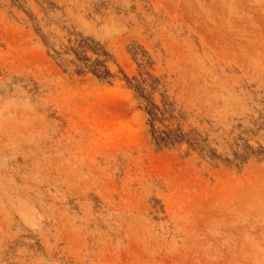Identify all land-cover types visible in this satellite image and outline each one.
Wrapping results in <instances>:
<instances>
[{
	"label": "rangeland",
	"instance_id": "1",
	"mask_svg": "<svg viewBox=\"0 0 264 264\" xmlns=\"http://www.w3.org/2000/svg\"><path fill=\"white\" fill-rule=\"evenodd\" d=\"M0 264H264V0H0Z\"/></svg>",
	"mask_w": 264,
	"mask_h": 264
},
{
	"label": "trees",
	"instance_id": "2",
	"mask_svg": "<svg viewBox=\"0 0 264 264\" xmlns=\"http://www.w3.org/2000/svg\"><path fill=\"white\" fill-rule=\"evenodd\" d=\"M159 139L161 142H167L169 140V135L167 133H161V136Z\"/></svg>",
	"mask_w": 264,
	"mask_h": 264
}]
</instances>
